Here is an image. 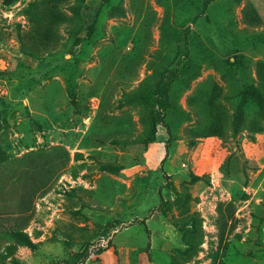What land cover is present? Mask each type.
Here are the masks:
<instances>
[{
  "label": "rangeland",
  "instance_id": "obj_1",
  "mask_svg": "<svg viewBox=\"0 0 264 264\" xmlns=\"http://www.w3.org/2000/svg\"><path fill=\"white\" fill-rule=\"evenodd\" d=\"M159 128L185 162L217 137L229 188L262 190L264 0H0V264H264V213L135 215Z\"/></svg>",
  "mask_w": 264,
  "mask_h": 264
},
{
  "label": "crops",
  "instance_id": "obj_2",
  "mask_svg": "<svg viewBox=\"0 0 264 264\" xmlns=\"http://www.w3.org/2000/svg\"><path fill=\"white\" fill-rule=\"evenodd\" d=\"M186 149L188 150V146ZM219 149L218 138L209 136L188 150V162L181 161L173 155L168 156L170 147L167 144L166 135L159 128L156 140L151 142L144 152V161L135 166L137 168L135 170L140 171L144 177V179L137 177L135 181L139 182L137 187L142 192L134 198L129 197L130 201H128L134 205L135 215L149 214L151 208L156 206L154 214L147 220L156 230H178L183 224L190 227L192 221L184 218L194 211H204L207 215L204 220L205 224H213L216 230L219 229L216 219L217 217L220 219L223 214H227V217L232 216L229 222L230 227L227 222L225 228L233 229L238 224L237 229L239 230L242 228L240 219L244 216L248 219V228L244 227L245 230L251 231L256 228L257 213H264V186L258 194V187L252 188L254 193L252 192L247 197L239 195L240 192L237 190L230 189L225 179L226 173L219 170V167L225 165L228 160L219 159L216 156ZM218 162H224V164H218ZM126 169L129 171L128 167ZM159 173H166L171 184L168 186L158 183L156 185L158 191L155 192L147 178ZM132 179H126L128 185ZM151 189L153 194L148 192ZM166 207L170 208L167 212L170 213L171 218L158 219V214L162 215ZM155 239L157 240V237H154ZM242 239L245 240V237L243 236ZM168 242L172 244L171 238H168ZM233 251H235L233 259L240 260L239 255L236 254L237 249ZM252 258L254 262L259 260L256 254Z\"/></svg>",
  "mask_w": 264,
  "mask_h": 264
},
{
  "label": "trees",
  "instance_id": "obj_3",
  "mask_svg": "<svg viewBox=\"0 0 264 264\" xmlns=\"http://www.w3.org/2000/svg\"><path fill=\"white\" fill-rule=\"evenodd\" d=\"M156 138H157V137H156ZM156 138H155L154 140H156ZM154 140H153V141H154ZM153 141H152V142H153Z\"/></svg>",
  "mask_w": 264,
  "mask_h": 264
}]
</instances>
